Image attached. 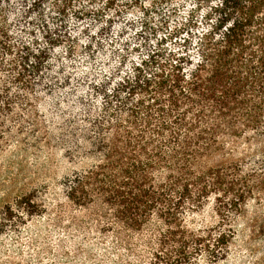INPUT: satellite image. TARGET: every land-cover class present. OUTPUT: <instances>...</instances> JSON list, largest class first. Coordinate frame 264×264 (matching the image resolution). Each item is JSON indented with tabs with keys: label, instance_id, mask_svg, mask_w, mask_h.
Segmentation results:
<instances>
[{
	"label": "trees",
	"instance_id": "16d2710c",
	"mask_svg": "<svg viewBox=\"0 0 264 264\" xmlns=\"http://www.w3.org/2000/svg\"><path fill=\"white\" fill-rule=\"evenodd\" d=\"M190 2L172 28L174 12L162 5L153 7L157 23L147 9L135 21L102 19L80 43L88 68L57 44L71 0H0V56H10L11 84L22 92L10 99L1 90L0 113L30 98L43 143L62 158L55 181L66 197L101 204L126 228L157 217L160 241L180 238L166 264L189 255L184 209L223 184L217 167L202 166L218 132L264 129V0ZM115 17L137 22L138 42L129 45Z\"/></svg>",
	"mask_w": 264,
	"mask_h": 264
},
{
	"label": "rangeland",
	"instance_id": "374dc122",
	"mask_svg": "<svg viewBox=\"0 0 264 264\" xmlns=\"http://www.w3.org/2000/svg\"><path fill=\"white\" fill-rule=\"evenodd\" d=\"M69 5L57 44L63 51L70 48L72 58L89 68L92 62L80 43L102 19L123 13L142 19L147 9L145 17L157 23L153 7L162 5L166 14L174 12L168 19L172 28L192 2L71 0ZM73 10L82 13L73 15ZM118 18L113 27L129 45L138 42L130 38L137 22L130 25ZM0 61V94L2 90L10 99L22 94L11 84L10 56H0ZM27 104L16 103L12 112L10 106L0 113V264H166L165 253L180 238L160 241L165 226L157 217L140 229L126 228L104 214L101 204L80 205L66 197L55 181L62 158L47 150L30 98ZM218 133V143L202 166L217 167L213 173L222 176L223 184L200 207L184 209L185 264H264V129Z\"/></svg>",
	"mask_w": 264,
	"mask_h": 264
}]
</instances>
